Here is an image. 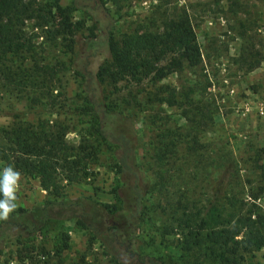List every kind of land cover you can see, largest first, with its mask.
<instances>
[{"label":"rangeland","instance_id":"1","mask_svg":"<svg viewBox=\"0 0 264 264\" xmlns=\"http://www.w3.org/2000/svg\"><path fill=\"white\" fill-rule=\"evenodd\" d=\"M239 2L35 0L49 23L38 27L35 20L23 21L26 37L36 34L31 50L9 53L1 61L11 81L0 74V128L59 120L68 126L67 140L75 145L86 136L89 115L82 102L90 96L94 102L101 98L117 116L107 123L110 130L135 127L138 132L135 162L149 189L135 233L136 255H123L121 264H141V254L159 264H264V246L241 249L236 257L227 255L221 261L201 248L185 251L178 235H161L174 209L216 216L255 205L264 214V0ZM182 7L192 20L200 65L182 67L154 85L120 82L114 87L107 78L102 83L97 79L98 67L110 62L108 39L155 31L165 15ZM64 9L71 24L68 31L62 25ZM43 65L56 75L32 87L28 75ZM172 91L175 102L169 104L165 98ZM37 98L39 102L32 101ZM114 166L113 153L102 145L98 164L90 165L92 176L77 184L63 182L65 196L118 204L114 192L121 183ZM48 199L36 177L21 175L16 210L30 212ZM50 225L47 238L36 237L33 243L51 251L55 235L66 232L71 245L66 264L80 254L90 264H119L74 220ZM19 239L18 233H4L0 264L19 263ZM37 260L45 261L41 256Z\"/></svg>","mask_w":264,"mask_h":264},{"label":"trees","instance_id":"2","mask_svg":"<svg viewBox=\"0 0 264 264\" xmlns=\"http://www.w3.org/2000/svg\"><path fill=\"white\" fill-rule=\"evenodd\" d=\"M231 1L240 3V0ZM67 10H62L65 31L71 27ZM25 20H35L38 27L49 23L48 17L38 11L35 0H0V74L8 83L11 76L1 68L2 59L9 53L31 50L36 35L26 37L20 26ZM107 48L110 62L99 66L95 76L101 83L107 78L114 87L120 82L139 86L149 81L154 85L182 67L195 68L202 63L192 20L185 7L174 8L165 15L161 27L155 31L122 34L117 41L108 39ZM34 69L28 75L32 87L43 84L45 77L56 75L46 65ZM95 97L98 99L92 96ZM165 101L169 104L175 102L174 91ZM82 103L89 115V126L86 136H81L75 145L67 140L68 126L59 120L52 123L38 120L36 124L18 122L0 128V161L14 167L21 175L36 177L49 197L30 212L17 209L7 219H0V246L5 232L20 236L18 242L23 244V250L19 251L18 264H50V261L66 264V253L71 250L66 232L55 235L51 251L33 243L36 237L47 238L50 224L66 220H74L78 229L89 232L92 240L100 244L103 254L115 262L121 264L123 255H136L135 233L142 222L143 201L149 189L141 182L135 162V152L140 145L138 132L135 127L124 132L110 130L107 123L116 120L117 116L101 98L94 102L86 96ZM102 145L113 153L114 169L121 183L114 192L118 204L67 198L63 182L77 184L92 176L90 165L98 164ZM255 208L252 205L248 211H226L216 216L174 209L161 235H178L185 251L192 247L201 248L223 261L227 255L236 257L241 249L250 252L264 246V214ZM35 252L37 256H34ZM141 255L137 256L141 264H159L149 255ZM39 256L45 261L37 260ZM70 264L90 263L85 254H80Z\"/></svg>","mask_w":264,"mask_h":264},{"label":"clouds","instance_id":"3","mask_svg":"<svg viewBox=\"0 0 264 264\" xmlns=\"http://www.w3.org/2000/svg\"><path fill=\"white\" fill-rule=\"evenodd\" d=\"M21 173L12 166L0 168V219H7L17 208Z\"/></svg>","mask_w":264,"mask_h":264}]
</instances>
